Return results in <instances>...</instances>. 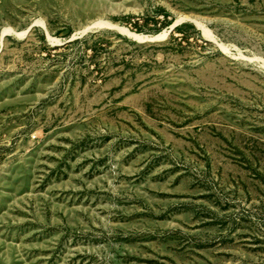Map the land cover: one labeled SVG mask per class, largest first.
Here are the masks:
<instances>
[{
    "label": "rangeland",
    "instance_id": "obj_1",
    "mask_svg": "<svg viewBox=\"0 0 264 264\" xmlns=\"http://www.w3.org/2000/svg\"><path fill=\"white\" fill-rule=\"evenodd\" d=\"M0 264H264V0H0Z\"/></svg>",
    "mask_w": 264,
    "mask_h": 264
},
{
    "label": "bare ground",
    "instance_id": "obj_2",
    "mask_svg": "<svg viewBox=\"0 0 264 264\" xmlns=\"http://www.w3.org/2000/svg\"><path fill=\"white\" fill-rule=\"evenodd\" d=\"M125 32H127V31H125ZM127 34H129L131 37H133V38H135V39H137V40H144V39H147V37H143V36H140V35H135V34H131V33H129V32H127ZM161 36H158V37H156V38H160ZM150 39V38H149Z\"/></svg>",
    "mask_w": 264,
    "mask_h": 264
},
{
    "label": "water",
    "instance_id": "obj_3",
    "mask_svg": "<svg viewBox=\"0 0 264 264\" xmlns=\"http://www.w3.org/2000/svg\"><path fill=\"white\" fill-rule=\"evenodd\" d=\"M174 28V26H172L171 28H170V30H172Z\"/></svg>",
    "mask_w": 264,
    "mask_h": 264
},
{
    "label": "trees",
    "instance_id": "obj_4",
    "mask_svg": "<svg viewBox=\"0 0 264 264\" xmlns=\"http://www.w3.org/2000/svg\"><path fill=\"white\" fill-rule=\"evenodd\" d=\"M180 28H178V30H179Z\"/></svg>",
    "mask_w": 264,
    "mask_h": 264
}]
</instances>
